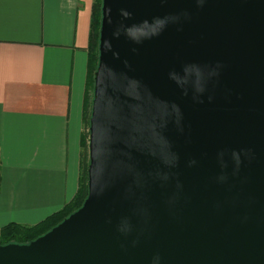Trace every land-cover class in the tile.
<instances>
[{
	"label": "water",
	"instance_id": "95a60500",
	"mask_svg": "<svg viewBox=\"0 0 264 264\" xmlns=\"http://www.w3.org/2000/svg\"><path fill=\"white\" fill-rule=\"evenodd\" d=\"M88 196L0 264H264V0H103Z\"/></svg>",
	"mask_w": 264,
	"mask_h": 264
},
{
	"label": "crops",
	"instance_id": "0c3cea01",
	"mask_svg": "<svg viewBox=\"0 0 264 264\" xmlns=\"http://www.w3.org/2000/svg\"><path fill=\"white\" fill-rule=\"evenodd\" d=\"M94 0H0V228L74 200Z\"/></svg>",
	"mask_w": 264,
	"mask_h": 264
},
{
	"label": "trees",
	"instance_id": "16d2710c",
	"mask_svg": "<svg viewBox=\"0 0 264 264\" xmlns=\"http://www.w3.org/2000/svg\"><path fill=\"white\" fill-rule=\"evenodd\" d=\"M102 1L94 0L92 8V20L90 29V42L88 48V82L86 90V102L84 112V125L85 130L82 146V172L80 177V187L78 193L73 201L68 203L62 210L52 214L47 219L35 226H23L17 223H10L0 228V245L19 244L25 245L45 235L54 227L63 222L67 217L76 212L82 207L88 196V167L90 164L89 160V148L88 139L90 136L89 125H90V97L89 90L93 87L94 89V75L99 63V43H100V29L102 20ZM92 92V91H91ZM94 93V92H93ZM93 96V95H92Z\"/></svg>",
	"mask_w": 264,
	"mask_h": 264
},
{
	"label": "rangeland",
	"instance_id": "374dc122",
	"mask_svg": "<svg viewBox=\"0 0 264 264\" xmlns=\"http://www.w3.org/2000/svg\"><path fill=\"white\" fill-rule=\"evenodd\" d=\"M92 91V92H91ZM93 92H94V89H93V87L92 88H90V90H89V97H90V102H89V104H90V112L92 111V101H93ZM85 126V125H84ZM85 132H86V130H84ZM88 148H89V139H88ZM89 150V149H88Z\"/></svg>",
	"mask_w": 264,
	"mask_h": 264
}]
</instances>
